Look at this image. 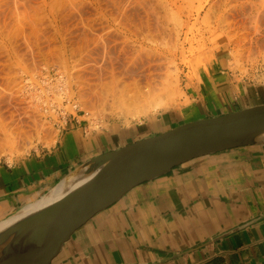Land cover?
I'll list each match as a JSON object with an SVG mask.
<instances>
[{
  "label": "rangeland",
  "instance_id": "rangeland-1",
  "mask_svg": "<svg viewBox=\"0 0 264 264\" xmlns=\"http://www.w3.org/2000/svg\"><path fill=\"white\" fill-rule=\"evenodd\" d=\"M216 59L264 84V0H0V161L53 147L76 113L98 129L191 112ZM149 82L178 83L173 105L114 103Z\"/></svg>",
  "mask_w": 264,
  "mask_h": 264
},
{
  "label": "crops",
  "instance_id": "crops-1",
  "mask_svg": "<svg viewBox=\"0 0 264 264\" xmlns=\"http://www.w3.org/2000/svg\"><path fill=\"white\" fill-rule=\"evenodd\" d=\"M209 67L191 112L98 129L76 113L53 147L0 161V223L95 155L264 103V84L237 81L223 59ZM54 264H264V143L197 157L137 185L76 230Z\"/></svg>",
  "mask_w": 264,
  "mask_h": 264
},
{
  "label": "water",
  "instance_id": "water-1",
  "mask_svg": "<svg viewBox=\"0 0 264 264\" xmlns=\"http://www.w3.org/2000/svg\"><path fill=\"white\" fill-rule=\"evenodd\" d=\"M262 143L264 103L188 121L95 155L0 223V264H54L76 230L137 185L191 159ZM73 179L84 180L67 186L56 201L10 222L56 185Z\"/></svg>",
  "mask_w": 264,
  "mask_h": 264
},
{
  "label": "bare ground",
  "instance_id": "bare-ground-1",
  "mask_svg": "<svg viewBox=\"0 0 264 264\" xmlns=\"http://www.w3.org/2000/svg\"><path fill=\"white\" fill-rule=\"evenodd\" d=\"M152 84V82H149L148 85H140L139 83H134V86L129 88L128 90H118V92L113 95L114 103H116L118 108H121L122 111L125 110V112H131V110H134L135 108L136 113H144L150 110L151 108H165L167 106L173 105L177 96L176 94L180 91L178 83H168L167 86H165L166 84L163 83V88H156V86L154 87V84ZM110 90H112V88H110ZM162 91L165 92V94H162ZM166 94H168V97H165ZM166 98H168V100H166ZM83 180L73 179L70 181H62L53 189H51L49 193L43 196L37 202V204L34 203L35 205H28L17 216L10 219V222L56 201L65 194L69 186L71 188L74 185L81 183Z\"/></svg>",
  "mask_w": 264,
  "mask_h": 264
}]
</instances>
